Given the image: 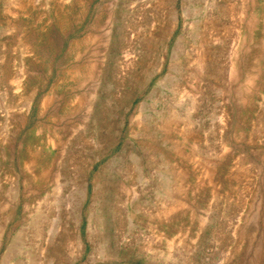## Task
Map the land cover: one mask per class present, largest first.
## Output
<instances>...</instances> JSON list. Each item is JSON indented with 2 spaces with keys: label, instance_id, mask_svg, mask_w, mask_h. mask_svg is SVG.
Segmentation results:
<instances>
[{
  "label": "rangeland",
  "instance_id": "1",
  "mask_svg": "<svg viewBox=\"0 0 264 264\" xmlns=\"http://www.w3.org/2000/svg\"><path fill=\"white\" fill-rule=\"evenodd\" d=\"M9 247L264 264V0H0Z\"/></svg>",
  "mask_w": 264,
  "mask_h": 264
},
{
  "label": "bare ground",
  "instance_id": "2",
  "mask_svg": "<svg viewBox=\"0 0 264 264\" xmlns=\"http://www.w3.org/2000/svg\"><path fill=\"white\" fill-rule=\"evenodd\" d=\"M49 175V174H48ZM61 202V201H60ZM58 204H60V203H58ZM57 206V205H56ZM59 206V205H58ZM59 208V207H58ZM57 214V213H56ZM59 215V214H58ZM36 220V219H35ZM41 228H42V226H41ZM38 229V228H37ZM42 230H41V232H40V235L38 236V237H42L43 235H42ZM40 245V244H39ZM11 246V245H10ZM37 247V246H36ZM7 249V248H6ZM39 250H40V258H39V260L41 261V263H42V260L44 259V256L42 257V254H43V251L44 250H42V245H40L39 246ZM56 252H58V251H56ZM38 254V253H37ZM14 255V254H13ZM39 255V254H38ZM44 255V254H43ZM58 255H59V252H58ZM57 255V256H58ZM60 256V255H59ZM4 258H3V264H9L10 262H11V259H12V253H11V247H9L8 248V250H7V252L5 253V256H3ZM37 257V256H36ZM35 264V263H34Z\"/></svg>",
  "mask_w": 264,
  "mask_h": 264
}]
</instances>
